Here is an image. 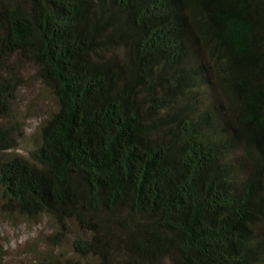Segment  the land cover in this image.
I'll return each instance as SVG.
<instances>
[{"label":"trees","instance_id":"1","mask_svg":"<svg viewBox=\"0 0 264 264\" xmlns=\"http://www.w3.org/2000/svg\"><path fill=\"white\" fill-rule=\"evenodd\" d=\"M25 63L53 108L21 154ZM17 216L49 220L39 264H264V0H0Z\"/></svg>","mask_w":264,"mask_h":264},{"label":"rangeland","instance_id":"2","mask_svg":"<svg viewBox=\"0 0 264 264\" xmlns=\"http://www.w3.org/2000/svg\"><path fill=\"white\" fill-rule=\"evenodd\" d=\"M21 82L17 92V106L23 115L25 140L20 142L16 152L23 153L29 136L36 126L53 108L51 91L37 77L35 67L25 63L20 68ZM49 220L45 217L6 218L0 222V264H39L36 255L45 249L47 236L51 234ZM64 247H68L64 243Z\"/></svg>","mask_w":264,"mask_h":264}]
</instances>
